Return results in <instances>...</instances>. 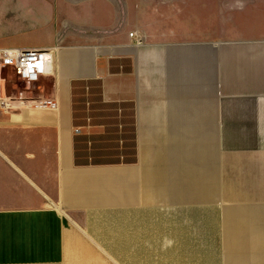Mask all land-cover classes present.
I'll return each instance as SVG.
<instances>
[{
  "label": "crops",
  "instance_id": "obj_1",
  "mask_svg": "<svg viewBox=\"0 0 264 264\" xmlns=\"http://www.w3.org/2000/svg\"><path fill=\"white\" fill-rule=\"evenodd\" d=\"M234 8L0 0V49L51 54L34 82L0 67V100L55 102L0 104V264L107 234L118 264H264V38L188 37Z\"/></svg>",
  "mask_w": 264,
  "mask_h": 264
},
{
  "label": "rangeland",
  "instance_id": "obj_2",
  "mask_svg": "<svg viewBox=\"0 0 264 264\" xmlns=\"http://www.w3.org/2000/svg\"><path fill=\"white\" fill-rule=\"evenodd\" d=\"M227 4L230 5V8H233L235 6L234 8L235 19L231 23L233 24V26L221 27V29H214V30L207 28H205V30L203 31L189 30L188 37L190 39H193V37H196V33L198 32L197 36L199 35L200 37L201 33H203L204 37L208 41L213 39L212 37H216L217 33L220 32L221 40L223 42L232 39L237 40L242 36L246 38L248 37L264 38V0H219V6L221 9L223 6H227ZM232 4L234 6H232ZM187 12H191V13L200 12V9L196 8L195 6H192V7H188ZM250 12L251 13L254 12L253 16H249ZM221 23L224 22L221 21ZM189 24L191 25V23ZM0 67L1 68L3 67V70L6 71L7 74H11L13 76L12 72L7 67L3 66L1 63H0ZM146 95L150 97H146L145 103H152V99H151L152 92H146ZM109 142L112 143L111 141ZM99 150L112 152V150L121 151L122 148L121 147L102 148ZM105 231L109 232L111 231V229L105 228L104 232ZM100 239L103 240V243L97 244L94 242L92 238L86 239L87 242H85L84 244L87 246L86 248L91 251V253H83V254H78L76 256L74 255L70 256L69 254H67V256L64 258L63 264H72L71 262L72 257H75L77 259L78 264H87V263L88 264H118L116 262V259L114 258L115 256V250L113 249L114 237L112 235L107 234L105 236H101ZM93 258H96V261H93L92 260ZM117 261L123 262L124 264H129V259H123Z\"/></svg>",
  "mask_w": 264,
  "mask_h": 264
},
{
  "label": "built area",
  "instance_id": "obj_3",
  "mask_svg": "<svg viewBox=\"0 0 264 264\" xmlns=\"http://www.w3.org/2000/svg\"><path fill=\"white\" fill-rule=\"evenodd\" d=\"M51 54L47 49L39 48H5L0 49V63L7 67L18 80L30 83L37 81L49 68ZM39 109L55 108L51 98H37L31 100H0L3 107L12 108L25 102Z\"/></svg>",
  "mask_w": 264,
  "mask_h": 264
}]
</instances>
